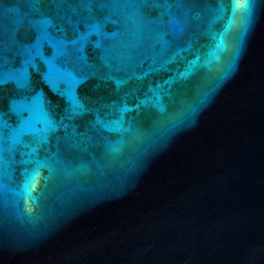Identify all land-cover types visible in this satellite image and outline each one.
Returning a JSON list of instances; mask_svg holds the SVG:
<instances>
[{"label": "water", "instance_id": "water-1", "mask_svg": "<svg viewBox=\"0 0 264 264\" xmlns=\"http://www.w3.org/2000/svg\"><path fill=\"white\" fill-rule=\"evenodd\" d=\"M0 133V264H264V0H0Z\"/></svg>", "mask_w": 264, "mask_h": 264}, {"label": "snow or ice", "instance_id": "snow-or-ice-1", "mask_svg": "<svg viewBox=\"0 0 264 264\" xmlns=\"http://www.w3.org/2000/svg\"><path fill=\"white\" fill-rule=\"evenodd\" d=\"M92 0H89V3H91ZM105 0H100L101 6H103ZM121 2L124 4V6L131 8L133 7L135 4L142 2V0H121ZM154 2H157L158 4H161L164 7L167 8H171L173 6V4L176 5H180L183 3V0H154ZM232 5L234 10H240L244 15L246 16H251L252 11H253V0H231ZM169 26L177 32L183 31V28L181 26V24L179 23L178 20H176L175 17H172L169 20ZM94 29L97 31V34H99V25H94L93 26ZM0 136H2V133H0ZM12 139L14 140V142H19L18 140L15 139V137H12ZM35 153V149L30 150L28 153H25L26 156H33ZM38 165L43 167V166H47L44 163H41L39 161H37ZM36 175V170H33L32 173V178H34ZM27 187H31V178L29 180V183L27 185Z\"/></svg>", "mask_w": 264, "mask_h": 264}]
</instances>
